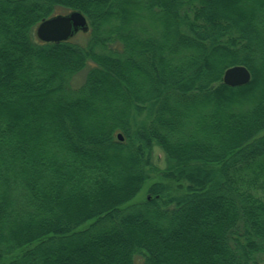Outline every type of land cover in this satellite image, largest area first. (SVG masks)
Instances as JSON below:
<instances>
[{
    "label": "trees",
    "instance_id": "trees-1",
    "mask_svg": "<svg viewBox=\"0 0 264 264\" xmlns=\"http://www.w3.org/2000/svg\"><path fill=\"white\" fill-rule=\"evenodd\" d=\"M263 257L264 0H0V264Z\"/></svg>",
    "mask_w": 264,
    "mask_h": 264
},
{
    "label": "water",
    "instance_id": "water-1",
    "mask_svg": "<svg viewBox=\"0 0 264 264\" xmlns=\"http://www.w3.org/2000/svg\"><path fill=\"white\" fill-rule=\"evenodd\" d=\"M89 24L86 16L79 10L67 13H56L43 18L36 26V36L42 41L67 40L79 30L87 31ZM251 80V71L244 64H234L227 67L223 74V81L236 86L248 83ZM120 139L123 138L118 133Z\"/></svg>",
    "mask_w": 264,
    "mask_h": 264
},
{
    "label": "rangeland",
    "instance_id": "rangeland-1",
    "mask_svg": "<svg viewBox=\"0 0 264 264\" xmlns=\"http://www.w3.org/2000/svg\"><path fill=\"white\" fill-rule=\"evenodd\" d=\"M61 13H67L69 12L68 10H62L60 11ZM36 29V28H35ZM84 33H87L86 31L83 30H79L78 32L75 33V35L73 36V38L76 40H81V38L83 37ZM88 66L86 68H84L83 70H81L79 73H77L71 83L73 86H78L80 85L85 77V73L87 70ZM121 133V132H118ZM122 134V133H121ZM123 136V135H122ZM153 154H154V160L155 163L158 164L161 167L165 166V155L163 150L159 147V146H155L154 150H153ZM161 179L158 175H151V177L147 180V182L145 183L143 189L138 193V195L133 199L134 202L137 201H141L144 200L149 194H148V187L149 185L154 182L155 180H159ZM260 264H264V257L262 258Z\"/></svg>",
    "mask_w": 264,
    "mask_h": 264
}]
</instances>
